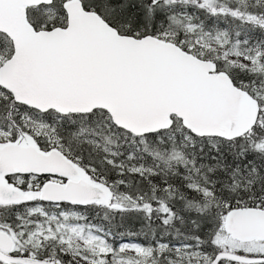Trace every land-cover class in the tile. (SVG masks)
<instances>
[{"label": "snow or ice", "instance_id": "6c2138e0", "mask_svg": "<svg viewBox=\"0 0 264 264\" xmlns=\"http://www.w3.org/2000/svg\"><path fill=\"white\" fill-rule=\"evenodd\" d=\"M0 264H264V0H0Z\"/></svg>", "mask_w": 264, "mask_h": 264}]
</instances>
